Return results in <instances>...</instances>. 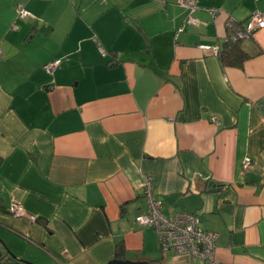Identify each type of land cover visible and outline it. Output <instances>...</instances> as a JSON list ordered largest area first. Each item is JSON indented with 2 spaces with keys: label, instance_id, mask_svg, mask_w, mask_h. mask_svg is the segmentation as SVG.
<instances>
[{
  "label": "crops",
  "instance_id": "crops-1",
  "mask_svg": "<svg viewBox=\"0 0 264 264\" xmlns=\"http://www.w3.org/2000/svg\"><path fill=\"white\" fill-rule=\"evenodd\" d=\"M193 1L0 0V238L18 256L264 264V28L243 39L242 67L200 47L264 0ZM147 175L166 215L217 233L214 263L163 251L135 222Z\"/></svg>",
  "mask_w": 264,
  "mask_h": 264
},
{
  "label": "built area",
  "instance_id": "built-area-1",
  "mask_svg": "<svg viewBox=\"0 0 264 264\" xmlns=\"http://www.w3.org/2000/svg\"><path fill=\"white\" fill-rule=\"evenodd\" d=\"M177 4L190 11L197 7L196 2L193 0H177ZM210 11L216 12L215 9H210ZM16 12L19 17L29 15L28 11L20 4H17ZM186 21L190 24L196 23V20L191 15L187 17ZM228 26L231 27V31L228 33L230 40L247 38L248 33L254 29L264 28V14L254 12L245 25L238 26L233 20H230ZM200 47L215 55H217L219 50L218 45H201ZM100 51L105 55L102 49ZM60 64L61 59L51 60L45 64L44 69L47 73H52ZM248 161H244V168L248 166ZM143 197L147 209L135 217V222L139 225L150 226L155 229L163 251L171 250L176 254H188L206 263L215 262V240L217 233L203 229L200 226V218L197 214L177 211L171 215H166L162 211V200L154 193V178L151 175L145 176ZM7 211L14 217H25L30 221L37 219L35 215L28 213L17 202L10 203L7 206Z\"/></svg>",
  "mask_w": 264,
  "mask_h": 264
},
{
  "label": "trees",
  "instance_id": "trees-1",
  "mask_svg": "<svg viewBox=\"0 0 264 264\" xmlns=\"http://www.w3.org/2000/svg\"><path fill=\"white\" fill-rule=\"evenodd\" d=\"M253 31L248 33V37H251ZM244 38H239L236 40H230L227 36L218 44L217 58L219 59L222 66H232V67H242L244 62L248 60L251 55L245 51L242 46V41ZM120 248L117 249L116 254H118ZM5 258V257H3ZM13 259L8 256L4 261L0 260L1 264H12Z\"/></svg>",
  "mask_w": 264,
  "mask_h": 264
},
{
  "label": "water",
  "instance_id": "water-1",
  "mask_svg": "<svg viewBox=\"0 0 264 264\" xmlns=\"http://www.w3.org/2000/svg\"><path fill=\"white\" fill-rule=\"evenodd\" d=\"M213 189L216 190L215 186H214ZM214 190H212V191H214ZM0 245H2L4 250L15 261L20 262V263H24V264H34L32 262H29L27 260H24L23 258H19L16 255H14L13 252H11L10 248L5 245V241L3 239H1V238H0ZM108 264H160V263L156 262V261H148V260H137V261H134V260H129V259L114 258V259L110 260L108 262Z\"/></svg>",
  "mask_w": 264,
  "mask_h": 264
},
{
  "label": "rangeland",
  "instance_id": "rangeland-1",
  "mask_svg": "<svg viewBox=\"0 0 264 264\" xmlns=\"http://www.w3.org/2000/svg\"><path fill=\"white\" fill-rule=\"evenodd\" d=\"M1 248L4 250V248L2 247V245H1ZM10 250H11V252H13L14 255H16L17 257L21 258L20 256H18L17 252H15L12 248Z\"/></svg>",
  "mask_w": 264,
  "mask_h": 264
}]
</instances>
